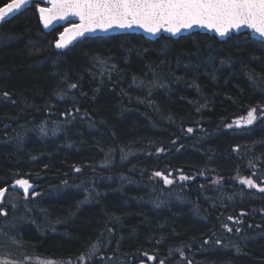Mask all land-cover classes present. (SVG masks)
<instances>
[{"label": "trees", "instance_id": "obj_1", "mask_svg": "<svg viewBox=\"0 0 264 264\" xmlns=\"http://www.w3.org/2000/svg\"><path fill=\"white\" fill-rule=\"evenodd\" d=\"M39 6L0 26V189L33 187L3 199L0 257L264 264V44L134 34L58 51Z\"/></svg>", "mask_w": 264, "mask_h": 264}, {"label": "snow or ice", "instance_id": "obj_2", "mask_svg": "<svg viewBox=\"0 0 264 264\" xmlns=\"http://www.w3.org/2000/svg\"><path fill=\"white\" fill-rule=\"evenodd\" d=\"M27 2L28 0H11L6 7H0V22ZM47 3L51 6L39 9L45 28L50 27L53 20H66L69 17L79 19L78 24H73L71 29H65V33L56 43L57 48L67 46L69 41L65 37L68 33H72L74 38L97 30L108 31L114 27L131 29L134 26L153 35L165 31L174 36L182 30L201 27L214 31L221 37L227 36L232 31L239 32L247 28L264 40V0H47ZM72 87L75 88L76 85ZM257 118V109L251 108L243 122L237 121L236 124L251 125ZM188 132H192V129L189 128ZM160 151L164 150L160 149ZM75 170L80 171L79 168ZM155 176L162 177L166 184L173 183L161 172H156ZM180 179L187 180L188 177L181 175ZM240 182L249 188L258 187L251 179H242ZM16 184L23 189L27 197L32 188L31 183L20 179ZM6 191L7 189H0V202H3ZM259 191L264 192V187L259 188ZM0 215L6 216L7 212L0 210ZM228 231L232 229L228 228ZM95 252L96 246L93 245L90 254ZM80 259L83 260L84 257ZM149 259L154 260L155 257ZM0 264H18V262L0 257ZM37 264H54V262L37 258Z\"/></svg>", "mask_w": 264, "mask_h": 264}, {"label": "water", "instance_id": "obj_3", "mask_svg": "<svg viewBox=\"0 0 264 264\" xmlns=\"http://www.w3.org/2000/svg\"><path fill=\"white\" fill-rule=\"evenodd\" d=\"M35 3H38V4L41 5L37 9L39 18H40L39 9L41 7H50L51 6V5H49L47 3V0H28L26 5L22 6L20 9H18L16 11H14V13H12L8 17H6L4 21H8V20L12 19L13 17H15L18 14H20L21 12H23L24 10L30 8ZM7 4H5L2 7H6ZM40 22H41V26H42L43 30L46 31V32H51V31H53V30H55L57 28H62L63 29L62 33L58 37V41H59L61 35L65 33V29H71L73 27V24H78L79 23V19L76 18V17H69L66 20H53L52 24L48 28L44 27V24H43L41 18H40ZM1 23L2 22H0V26H1ZM197 32H200V33H203V34H208V35L209 34L213 35V36L217 37L220 41L221 40H226V39L232 37V35H239V34H243V33H249V34L252 35V37L254 39L256 38L257 40L261 41L264 44V40H262L258 35H254L252 33V30L251 29H247V28L241 29V31H239V32L232 31L227 36L221 37V36H219L218 33L214 32V31H211V30H209L207 28H201V27H194V28H192L190 30H182L179 34L174 36L171 33H168V32H165V31H161V32L157 33L156 35H153L151 33H148L146 31H144V29H142V28L134 26L131 29H121V28L114 27V28H112V29H110L108 31L97 30V31L92 32V33H86L84 36H75L74 38L72 36V33H68L67 36L65 37L66 40L69 41L67 43V46L64 47V48H57L56 44H55V48L58 51H62V50L66 49L68 47H71V46H73V45L77 44L78 42L83 41L85 39L100 38V37H110V36H115V35H134L135 34V35H141V36L149 39L150 41H152V40H157V39H159V38H161L163 36L170 37V38H179V37H185L186 35H189V34H195ZM9 189H14V185L8 187L7 191ZM7 191L5 192V196L7 195ZM5 196H4V198H5Z\"/></svg>", "mask_w": 264, "mask_h": 264}, {"label": "rangeland", "instance_id": "obj_4", "mask_svg": "<svg viewBox=\"0 0 264 264\" xmlns=\"http://www.w3.org/2000/svg\"><path fill=\"white\" fill-rule=\"evenodd\" d=\"M242 122H243V121H242ZM14 189L24 194L23 189H22L19 185L15 184V185H14ZM32 190H33V187L29 190V192L32 191ZM5 197H6V196H5ZM4 199H5V198H4ZM6 202H7V201H6ZM9 204H10V203H9ZM9 204H8V205H9ZM2 205H4L3 202H0V206H2ZM69 264H70V263H69ZM71 264H87V260H86V259H83V260H80V261L77 262V263H71Z\"/></svg>", "mask_w": 264, "mask_h": 264}]
</instances>
